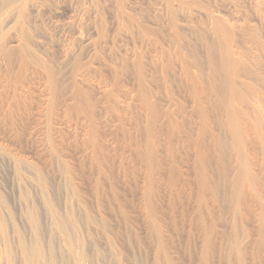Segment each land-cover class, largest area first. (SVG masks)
<instances>
[{"label": "rangeland", "instance_id": "obj_1", "mask_svg": "<svg viewBox=\"0 0 264 264\" xmlns=\"http://www.w3.org/2000/svg\"><path fill=\"white\" fill-rule=\"evenodd\" d=\"M0 2L1 28L9 31L10 45L14 46V19L3 23L11 7L6 0ZM34 2L38 14L27 10L25 16L31 26L30 36L35 39L33 49L36 56L52 65L57 84L52 93L45 94L47 80L38 72L31 110L34 122H27V128L18 115L15 122H4L0 103V194L7 204L3 210L5 231L18 248L17 257L20 259L21 254L19 239L27 247H35L34 227L29 218L25 219L32 210L25 197V192H30L41 219L44 249L53 237L63 248L54 236L58 231L50 224V213L55 221L60 214L72 211L78 217L77 233L83 237L79 239L81 250L87 252L93 232L103 264H204V229L211 231L210 263L264 264V107L254 97L264 77L262 1L252 0L251 5V0ZM64 51L69 52L66 57ZM231 51L235 52L233 57L243 59L241 67L250 72L248 78L236 77L233 88L237 91L229 97L233 93L232 82L228 81L232 79L223 75L222 63ZM136 63L142 66V87L149 105L139 100L135 90ZM16 66L13 63V68ZM6 70L0 62V72ZM15 72L11 68L10 73ZM187 78L202 83H198L200 88ZM250 86L255 89L250 91ZM258 93L264 97V87ZM229 98L237 115L241 114L240 121L246 116V123L263 122L261 131L256 128L259 133L246 131V138H251L244 142V149L240 146L245 155L251 153L253 157L251 182L245 181L239 169L238 157L244 154L237 149L229 127ZM92 122L100 137L99 149L86 142ZM245 127L249 128L250 123ZM199 175L205 176L208 185ZM16 183H20V191ZM250 191L255 192L254 197L257 193V202L248 195ZM238 192L243 193L241 200ZM37 196L45 198V204ZM87 220L93 224L89 230Z\"/></svg>", "mask_w": 264, "mask_h": 264}, {"label": "bare ground", "instance_id": "obj_2", "mask_svg": "<svg viewBox=\"0 0 264 264\" xmlns=\"http://www.w3.org/2000/svg\"><path fill=\"white\" fill-rule=\"evenodd\" d=\"M1 1V0H0ZM250 1V0H249ZM262 1V3L264 4V0H261ZM245 2V1H244ZM2 2H0V4H1ZM246 3V2H245ZM251 3H252V0H251V2H249V4L251 5ZM4 4V3H3ZM5 4H7V6H9V7H11V11H10V9L8 8V12L10 11V14L9 13H7V14H9V16L8 17H6L5 16V21H3V23L4 24H6L8 21H10V19H14V23H15V25L17 26V27H14L13 29L15 30V35L12 37L14 40H15V42H16V44L14 45V46H11L10 45V38H9V34L7 33V32H9V31H3L2 30V28H1V24H0V62H2L3 64H5L6 65V67H7V70H6V72L4 73V74H2L1 72H0V103L2 104V106L4 107V110H3V114H2V119L4 120V122H15V119L17 118V115L18 116H20V117H22L23 119H24V122H25V125H24V128H27L28 126H29V124L27 123V122H34V116L32 115V112H31V110H32V107H33V104H34V102H35V99H36V85H35V80H37L36 79V75L38 74V72H41L45 77H46V79L45 80H47V82H45L44 80V83H47V86H45V90H47V92L45 93V94H50V92L54 89V86H55V83H56V78L54 77V75H53V73H51L52 71H51V69L53 68H50L51 66H49L48 65V63H46V62H48V61H46L45 59H42V58H39L38 56H36V52H35V50L33 49V43H35V39H33V38H31V31H29V28H31V26H30V23H26V12H27V10H30V11H32V12H34V13H37L38 14V6L35 4V2H34V0H6V3ZM255 4V3H254ZM249 5V6H250ZM256 5V4H255ZM2 6V5H1ZM257 6V5H256ZM2 8V7H1ZM3 10V9H2ZM5 10H6V8H5ZM5 10H3V12L5 11ZM250 10V9H249ZM101 12H102V10H100ZM6 12H7V10H6ZM5 12V13H6ZM100 12V13H101ZM4 13V14H5ZM1 14H3V13H1ZM3 14V15H4ZM102 14V13H101ZM3 15H2V20H4L3 19ZM1 16V15H0ZM102 16H103V14H102ZM28 21V20H27ZM101 21H103V19H101ZM0 22H2L1 20H0ZM104 22V21H103ZM99 23V22H98ZM101 23V22H100ZM105 23V22H104ZM102 25H105V24H102ZM33 26V25H32ZM100 26V25H99ZM104 28H105V26H104ZM145 28V27H144ZM34 28H32V30H33ZM36 29V28H35ZM39 30H40V28H39ZM101 30H103L102 29V26H101ZM35 31V30H34ZM140 31V30H139ZM143 31V33H145L144 32V30H142ZM30 32V33H29ZM39 32V31H38ZM231 32V31H230ZM103 34H104V32H102ZM33 34V33H32ZM225 34H226V32H225ZM230 34V33H229ZM35 35V34H34ZM144 35V34H143ZM228 35V34H227ZM226 35V36H227ZM232 35V34H231ZM38 36V35H37ZM101 36V35H100ZM34 38H35V36H33ZM231 37V36H230ZM37 38V37H36ZM39 38V37H38ZM102 38V37H101ZM232 38V37H231ZM32 40L34 41L33 43H32ZM37 40V39H36ZM40 40H38V42H39ZM37 43V42H36ZM39 44H41V43H39ZM70 44V43H69ZM38 45V44H37ZM230 48V47H229ZM69 50V49H68ZM83 50V49H82ZM66 51V50H65ZM65 51H64V53H65ZM71 51V50H70ZM230 51V50H229ZM72 52V51H71ZM80 52V51H79ZM228 52V51H227ZM232 52V51H231ZM67 53H69V52H67ZM67 53H65V54H63V55H65V57L67 56ZM78 53V52H77ZM233 53L235 54V52H232V54L231 55H229V53H226V55L224 56V60H223V63H222V68H223V75L224 76H226L228 79L230 78V79H232L231 81H228V82H232L230 85H231V88H232V92L231 93H233V94H230L229 95V97L230 96H235V92L237 91H235L234 90V84L233 83H236V77L238 78V77H240V76H242V77H244L243 79H245V78H248V75H249V72H248V69L245 67V68H242L241 67V65H242V63H243V59H241V57H239V55L236 57L235 55V57H233ZM72 54H74V53H72ZM71 54V55H72ZM76 54V53H75ZM173 55V54H172ZM177 55V54H176ZM229 55V56H228ZM51 56V55H50ZM49 56V57H50ZM75 56H77V55H75ZM75 56H73V60H75ZM81 56V55H80ZM46 57H47V53H46ZM49 57L48 58H46V59H49ZM93 57H95V56H93ZM69 58V57H68ZM79 59H80V57H79ZM94 59V58H93ZM96 59V58H95ZM177 59V58H176ZM63 60V59H62ZM88 60H90V59H88ZM76 61V60H75ZM94 61V60H93ZM140 61V60H139ZM50 62V61H49ZM142 62V61H141ZM13 63H15L17 66H16V68H13ZM78 63V62H77ZM241 63V64H240ZM72 64V63H71ZM76 64V63H75ZM84 64V63H83ZM89 64V63H88ZM221 63H219V65H220ZM80 65H81V63H80ZM87 65V64H86ZM136 65H137V63H136ZM136 65H135V67H136ZM143 65H144V63H143ZM78 66V65H77ZM138 66V65H137ZM243 66V65H242ZM82 68H83V66H81ZM89 66L87 65V68H88ZM142 66L141 65H139L138 67H136L137 68V70H136V78L138 79L137 81V85H136V89L135 90H137V93H139V96L141 97V99H139V100H141L142 102H143V104L145 105V103L147 104V105H149L148 103H149V101H147L146 99H145V91H144V88L142 87V84L144 83V81H145V79H144V76H143V71H142V68H141ZM11 68L13 69V70H16V72H15V74L14 75H12L11 73H10V70H11ZM57 68V67H56ZM75 68V67H74ZM77 68V67H76ZM78 68H80L79 66H78ZM78 68H77V70H78ZM221 68V67H220ZM66 69V68H65ZM64 69V70H65ZM81 69V68H80ZM85 70H86V66H85V68H84ZM96 70L98 69V68H95ZM95 69H94V73H95ZM186 69V68H185ZM53 70V69H52ZM77 70L75 71V72H77ZM82 70V69H81ZM80 70V71H81ZM93 70V69H92ZM104 70V69H103ZM88 71V70H87ZM134 71H135V69H134ZM222 71V70H221ZM79 72V71H78ZM78 72H77V74H78ZM97 72V71H96ZM101 72V71H100ZM54 73H56V72H54ZM85 73V72H84ZM187 73V72H186ZM80 74V73H79ZM130 74V73H129ZM134 74V73H133ZM250 74H252V73H250ZM135 75V74H134ZM187 75V74H186ZM189 75V74H188ZM256 75H258V74H256ZM255 75V76H256ZM41 76V75H40ZM57 76V75H56ZM59 76V75H58ZM102 76H104L103 75V73H102ZM190 76V75H189ZM255 76H251V77H255ZM259 76H261V75H259ZM89 77V76H88ZM100 77V76H99ZM183 77V76H182ZM187 77V76H186ZM226 77H224V78H226ZM263 76H261V78H260V85L262 86V87H264V77L262 78ZM57 78H59V77H57ZM190 78H192V77H190ZM189 78V79H190ZM194 78V77H193ZM226 78V79H227ZM188 78H187V81H190L189 83L191 84V85H198V83H199V85L200 84H202V83H200V82H196V81H194V80H192V79H190L189 80ZM197 79V78H196ZM229 79V80H230ZM236 79V80H235ZM255 79V78H254ZM256 79L258 80V77L256 76ZM63 80V79H62ZM101 80V79H100ZM105 80V79H104ZM117 80V79H116ZM185 80H186V78H185ZM239 80H240V78H239ZM242 80V79H241ZM251 80V79H250ZM85 81V80H84ZM224 81V80H223ZM78 82V81H77ZM91 82V81H90ZM143 82V83H142ZM181 82V81H180ZM202 82V81H201ZM238 82H240L241 83V81H238ZM61 83V82H60ZM74 83V82H73ZM252 83V82H251ZM258 83H259V81H258ZM43 84V83H42ZM57 84V83H56ZM81 84H83V83H81ZM182 84V83H181ZM189 84V85H190ZM204 84V83H203ZM227 84V83H226ZM242 84V83H241ZM246 84H247V81H246ZM245 82H244V86H243V88L245 87V89L247 88L245 85ZM249 85H251L250 83H248ZM247 84V85H248ZM38 85V84H37ZM84 85V84H83ZM86 85V84H85ZM89 84H87V86H88ZM190 85V86H191ZM197 85L195 86V88L197 87ZM198 85V86H199ZM229 85V84H228ZM238 85V84H237ZM240 85V84H239ZM243 85V84H242ZM242 85H241V89H243L242 88ZM252 85H254V83L252 84ZM65 86V85H64ZM75 86V85H74ZM78 86V85H77ZM194 86H193V88H194ZM201 86V85H200ZM200 86H199V88H200ZM260 86V88H262ZM56 87V86H55ZM98 87V86H97ZM186 87V86H185ZM230 87V86H229ZM236 87V86H235ZM253 87H255V86H253ZM259 86H257V88H256V91H255V93H256V95L254 96V97H257L256 98V101H257V99H258V101L256 102V103H258V104H260L262 107H264V97L263 96H261V95H259V93L258 92H260V88H258ZM39 88V87H38ZM77 88V87H76ZM189 88H191V87H189ZM198 88V87H197ZM251 86H250V91H253L254 89H252L251 90ZM42 90H43V88H41ZM56 89V88H55ZM78 89V88H77ZM141 89V90H140ZM244 89V90H245ZM193 90H196L195 92H198L197 90L198 89H193ZM230 90V89H229ZM240 90V89H239ZM56 91V90H55ZM58 91V90H57ZM78 91V90H77ZM83 91V90H82ZM191 91V90H190ZM235 91V92H234ZM74 92H76V91H74L73 90V93ZM86 92V91H85ZM85 92H84V94H85ZM130 92V91H129ZM194 92V91H193ZM229 92V91H228ZM242 92V91H241ZM39 93H41V92H39ZM52 93V92H51ZM53 93H55V92H53ZM254 93V94H255ZM43 94V93H42ZM75 94H77V93H75ZM81 94V93H80ZM83 94V93H82ZM82 94H81V97H82ZM83 94V95H84ZM241 94V93H240ZM44 95V94H43ZM195 95V94H194ZM49 96V95H48ZM76 96V95H75ZM241 96V95H240ZM77 97V96H76ZM80 97V96H79ZM84 97V96H83ZM239 97V96H238ZM50 98V99H49ZM49 100H51V97L49 96ZM53 98V97H52ZM232 98V97H231ZM231 98H229L230 100L227 102L228 103V105H226L227 107H226V111H227V114H228V118H229V122H231V126H229V127H231V133H232V135H233V137L235 138L234 140H236V142H237V145H238V148L237 149H239L240 148V146L243 148V146H245V144L246 143H244V142H246L247 140H249L251 137H249V139H247L246 137L248 136V134L249 133H246V131H248V130H251V131H254V134L255 133H259V132H257V131H261V126H260V123L262 122H259L258 120V122H255L254 121V123L250 120V122H247L248 124L250 123V127L249 128H246L245 127V124H247L246 123V121L248 120V118H247V120L244 122V120L246 119V116H245V119L242 121H240L239 120V118H238V116H241V114L240 115H237V111L235 110V108H233V105L232 104H230V102H233V101H231ZM84 99V98H83ZM227 99V98H226ZM233 99V98H232ZM48 100V101H49ZM87 100V99H86ZM198 101H199V99H198ZM235 101L236 100H234V103H235ZM200 102V101H199ZM238 102V101H237ZM226 103V104H227ZM151 104V103H150ZM221 104V103H220ZM238 105H240V104H238ZM244 105V104H243ZM242 105V106H243ZM143 106V105H142ZM258 106V105H257ZM50 107H51V105H50ZM145 107V106H144ZM155 107V106H154ZM153 107V108H154ZM202 107V106H201ZM223 107V106H222ZM240 107V106H239ZM141 108V107H140ZM179 108H181V107H179ZM196 108V107H195ZM225 108V107H224ZM223 108V109H224ZM260 108V107H259ZM201 108H199V110H200ZM151 110V109H150ZM156 110V109H155ZM180 110V109H179ZM225 110V109H224ZM244 110V109H243ZM91 111H93L92 109H91ZM152 111H154V110H152ZM175 111V110H174ZM203 111V110H202ZM205 111V110H204ZM223 111V110H222ZM253 111V110H252ZM258 111V110H257ZM256 111V112H257ZM149 112V111H148ZM255 112V113H256ZM91 113V112H90ZM154 113H155V111H154ZM181 113V112H180ZM187 113V112H186ZM148 114V113H147ZM160 114V113H159ZM179 114V113H178ZM199 114H200V112H199ZM243 114V113H242ZM252 114V113H251ZM253 114H254V112H253ZM197 115V114H196ZM246 115V114H245ZM248 115V114H247ZM255 115V114H254ZM90 116V115H89ZM170 116H171V113H170ZM185 116V115H184ZM183 116V117H184ZM251 116V115H250ZM258 116V115H257ZM256 116V117H257ZM92 117V116H91ZM172 117H174V116H172ZM176 117V116H175ZM222 117V116H221ZM242 117H243V115H242ZM241 117V118H242ZM249 117V116H248ZM150 118H152V117H150ZM167 118V117H166ZM182 118V117H181ZM207 118V117H206ZM244 118V117H243ZM242 118V119H243ZM258 118V117H257ZM92 120V119H91ZM93 120H94V118H93ZM153 121V120H152ZM151 121V122H152ZM170 121V120H169ZM168 121V122H169ZM176 121V120H175ZM180 121V120H179ZM200 121V120H199ZM220 121V120H219ZM228 121V120H227ZM171 122V121H170ZM228 122V123H229ZM239 122L241 123H243V125L241 124H239ZM251 122H252V124H251ZM154 123V122H153ZM245 123V124H244ZM263 123V122H262ZM261 123V124H262ZM174 124V123H173ZM176 124V123H175ZM189 124V123H188ZM201 124V123H200ZM204 124H205V121H204ZM177 125V124H176ZM228 125H230V124H228ZM264 125V124H263ZM154 126V125H153ZM175 126V125H174ZM180 126V125H179ZM248 126V125H247ZM251 126H252V128H251ZM147 127V126H146ZM171 127V126H170ZM182 127V126H181ZM167 128V127H166ZM205 128H207V127H205ZM205 128H204V130H205ZM256 128L258 129L257 131H256ZM148 129V128H147ZM169 129V128H168ZM174 129V128H173ZM180 129V128H179ZM182 129V128H181ZM203 129V128H202ZM264 129V128H263ZM262 129V130H263ZM25 130V129H24ZM96 130H97V128H95V126H94V124H93V122L90 124V126H89V131H91V132H89V135H88V137H87V140H86V142H87V144H89L90 146H92L94 149H99V144H98V138H100V137H98L97 136V132H96ZM175 130H176V128H175ZM178 130V129H177ZM176 130V131H177ZM201 130V129H200ZM229 130V129H228ZM146 131V130H145ZM148 131V130H147ZM154 131V130H153ZM172 131V130H171ZM171 131H170V133H171ZM211 131V130H210ZM209 131V132H210ZM256 131V132H255ZM169 132V131H168ZM187 132V131H186ZM250 132V131H249ZM149 133V132H148ZM152 133V132H151ZM177 133H178V131H177ZM211 133V132H210ZM253 133V132H252ZM176 134V133H175ZM247 134V135H246ZM264 134V133H263ZM99 135V134H98ZM183 135V134H182ZM167 137V136H166ZM176 137H177V135H176ZM257 137V136H256ZM186 138V137H185ZM263 138V137H262ZM261 138V139H262ZM179 139V138H178ZM247 139V140H246ZM99 140H101V139H99ZM150 140V139H149ZM148 140V141H149ZM186 140V139H185ZM233 140V141H234ZM245 140V141H244ZM255 140V139H254ZM174 141V140H173ZM152 142V141H151ZM236 142H234V143H236ZM250 142V141H249ZM232 143V142H231ZM194 144V143H193ZM233 144V143H232ZM250 144V143H249ZM261 145H263V147H261V148H263L262 150V152H263V157H261L262 158V161L264 162V142L261 140ZM152 146V145H151ZM220 146H221V144H220ZM252 146V145H251ZM132 147V146H131ZM144 147V146H143ZM235 147V146H234ZM150 148V147H149ZM242 148H240V151L239 152H242L243 150H242ZM246 148V147H245ZM220 149V148H219ZM244 149V148H243ZM151 150H152V148H151ZM221 150V149H220ZM242 150V151H241ZM248 150V149H247ZM99 151H101V150H99ZM245 151V150H244ZM244 151L242 152L243 154H244ZM249 152V151H248ZM258 152V151H257ZM151 153H153V152H151ZM201 153V152H200ZM261 153V152H260ZM202 154V153H201ZM251 154V153H250ZM249 154V155H250ZM249 155H245L244 154V156L243 155H241L240 157H238L237 159L238 160H240L239 161V163H238V165H239V167H237V168H239L240 169V171L242 172V173H244V175H245V177H244V179H245V181L246 182H251L252 181V179H253V177H254V174H253V171L252 170H250V165L252 164V158H251V156H249ZM148 156V155H147ZM150 156H152V155H150ZM219 157V156H218ZM205 158V157H204ZM220 158V157H219ZM222 158V157H221ZM206 159H207V157H206ZM254 159H256V158H254ZM146 160H148V159H146ZM199 160H200V158H199ZM237 160V161H238ZM201 161V160H200ZM199 161V162H200ZM98 162V161H97ZM202 162L203 161H201V165H202ZM254 162V161H253ZM99 163V162H98ZM204 163V162H203ZM237 164V163H236ZM98 165V164H97ZM199 165H200V163H199ZM206 165V164H205ZM204 165V166H205ZM263 165H264V163H263ZM204 166H200L201 168L202 167H204ZM97 167V166H96ZM102 167V166H101ZM233 167V166H232ZM255 167V166H254ZM149 168V167H148ZM254 169V168H253ZM256 169V168H255ZM104 170V169H103ZM100 172V171H99ZM240 172V173H241ZM238 173V172H237ZM256 173V172H255ZM262 173V172H261ZM260 173V174H261ZM238 175V174H237ZM256 175V174H255ZM262 175V174H261ZM103 176V175H102ZM199 176H201V175H199ZM203 176V175H202ZM201 176V177H202ZM235 176H236V174H235ZM242 176V175H241ZM205 177V176H204ZM204 177H202V180L204 179ZM237 177V176H236ZM243 177V176H242ZM200 179V178H199ZM198 179V180H199ZM201 180V179H200ZM201 180V181H202ZM242 180H243V178H242ZM241 180V181H242ZM256 180H257V178H256ZM259 180V179H258ZM204 181V180H203ZM204 182H206L207 183V185H208V182L209 181H204ZM204 182H203V184H204ZM245 182V183H246ZM46 183V181H44L42 184H41V188H42V190H43V188L45 189V187L43 186L44 184ZM199 183H201V182H199ZM205 183V184H206ZM252 183H254V182H252ZM203 184H201L202 186H203ZM241 184V183H240ZM247 184H249V183H247ZM246 184V186H249V185H247ZM258 184V183H257ZM263 184V183H262ZM261 184V185H262ZM200 185V184H199ZM242 185V184H241ZM240 185V186H241ZM202 186H200L199 187V189L202 187ZM251 186V185H250ZM254 186H255V184H254ZM254 186L252 187V188H254ZM16 187H17V189H18V191H20V189H21V185H20V183H16ZM37 187V186H36ZM36 187H34V188H36ZM207 187V186H206ZM235 187V186H234ZM242 187V186H241ZM245 187V186H244ZM243 187V188H244ZM262 187H264V186H262ZM39 188V187H38ZM41 188H39V189H41ZM229 188V187H228ZM247 188V187H246ZM251 188V189H252ZM260 188V187H259ZM203 189V188H202ZM204 189H206V188H204ZM203 189V190H204ZM239 189V188H238ZM237 189V190H238ZM242 189V188H241ZM250 189V188H249ZM34 191H35V189H33ZM150 190H152V189H150ZM247 190V193H248V188L246 189ZM37 191H39V190H37ZM206 191V190H205ZM213 191V190H212ZM245 191V190H244ZM256 191V190H255ZM40 192H41V194H42V191L40 190ZM151 192V191H150ZM251 192L252 191H250V193L248 194V195H250L251 194ZM259 192V191H258ZM30 192H25V197H26V201L27 202H29L31 205H32V210H30V213H28L29 214V217H26V215H25V219L26 218H29L30 220H31V222H32V225H33V229H34V232H35V238H34V240H35V247H33V248H31V247H27L25 244H24V240H22V239H19L20 241H19V244H20V246H19V252L21 253H19L20 254V259L17 257V254H18V251H17V253H16V250L15 249H18V248H16V246H14V241L12 242V240H10L9 239V237L7 236V233H6V231H5V220H4V217H3V210H5L4 209V204L5 205H7L6 204V199H5V196L3 195V194H0V264H17L16 262H17V260H19V263L18 264H80V263H82V262H84V261H88V264H103V259H100L99 258V254H98V247H97V243H96V237H95V234L93 233V232H91L90 233V237H89V242H88V250H87V252L85 251V250H81V245H80V243H79V239H82L79 235H78V229H77V224H76V214H74L72 211H67V213H64V214H60V216L58 217V218H55V221H53V219H54V214H52V213H50V215H49V219H50V224H54V231H58V233L55 235L54 234V236H57L60 240V242L62 243L61 244V246L63 245V248H60L59 247V242H57L55 239H53V238H56V237H53V238H51L50 240L49 239H47V240H49L50 242L48 243V246H47V249H44V245L42 244L43 242L41 241V237H40V233H41V230H42V226H41V219H40V215H39V213L38 212H36V208L34 207V202H33V197H32V194L30 195L29 194ZM203 193H204V191H203ZM254 193L255 192H253V194H251V195H253V197H254ZM33 194H34V192H33ZM39 194V193H38ZM40 194V195H41ZM43 194H44V191H43ZM214 194H216V193H214ZM238 194H239V192H238ZM237 194V195H238ZM243 194V193H242ZM242 194L238 197L239 199H240V197H243L242 196ZM257 194V193H256ZM256 194H255V199H256ZM259 194V193H258ZM264 194V193H263ZM206 195V194H205ZM245 195V194H244ZM260 195V194H259ZM35 196H36V192H35ZM39 196V195H38ZM37 196V197H38ZM45 196V195H44ZM43 196V197H44ZM234 196V195H233ZM258 196V195H257ZM42 197V196H41ZM40 197V198H41ZM203 198H204V196H202ZM201 197V198H202ZM252 197V196H251ZM261 196H259V198H260ZM39 197H38V199H40ZM223 198V197H222ZM234 198H235V196H234ZM41 199H43V202L45 201V198H41ZM253 199V198H252ZM251 199V200H252ZM202 200V199H201ZM206 200V199H205ZM237 200V199H236ZM235 200V201H236ZM241 200V199H240ZM250 200V201H251ZM257 200L258 199H256L255 201L257 202ZM260 200V199H259ZM231 201V200H230ZM243 201V200H242ZM241 201V202H242ZM238 202H240V201H237V203ZM39 203V202H38ZM206 203V202H205ZM234 203V202H233ZM236 203V202H235ZM242 203H245V202H242ZM259 203V202H258ZM44 204H45V202H44ZM238 204H240V203H238ZM249 204H251V203H249ZM241 205V204H240ZM44 207H45V205H43ZM42 206V207H43ZM199 206V205H198ZM207 206V205H206ZM236 206V205H235ZM239 206V205H238ZM237 206V207H238ZM149 207V206H148ZM240 207V206H239ZM249 207V206H248ZM251 207V206H250ZM255 207V206H254ZM260 207H261V205H260ZM150 208V207H149ZM257 208V207H256ZM248 209V208H247ZM252 209H253V207H252ZM149 210V209H148ZM241 210V209H240ZM240 210H238V211H240ZM238 211H236V212H238ZM247 211V210H246ZM242 215V214H241ZM256 215V214H255ZM259 216H260V214H258ZM258 215H256V216H258ZM253 216H254V214H253ZM201 217V216H200ZM206 217V216H205ZM204 217V218H205ZM246 217V216H245ZM240 218V217H239ZM242 218V217H241ZM248 218V217H247ZM256 218V217H255ZM77 219H78V217H77ZM255 220V219H254ZM258 220V219H257ZM79 221V220H78ZM201 221H203V219L202 220H200V222ZM248 221V220H247ZM263 221V220H262ZM257 222V221H256ZM212 223V222H211ZM261 223V222H260ZM52 224V225H53ZM85 224H87L86 225V227L88 228V230L90 229V228H92V222L91 221H86L85 222ZM199 224H201V223H199ZM202 224H203V222H202ZM51 226V225H50ZM207 226V225H206ZM260 226V225H259ZM84 227V226H83ZM82 227V228H83ZM86 227H85V231L87 230L86 229ZM56 228V229H55ZM93 228H95V226L93 227ZM212 228V227H211ZM48 229V228H47ZM204 229V228H203ZM202 229V230H203ZM207 229H210V228H207ZM44 230V229H43ZM53 230V229H52ZM83 230H84V228H83ZM201 229H200V231H202ZM205 230V232H204V236H203V238H202V246L205 248V249H207V251H205V253L203 252V251H201V253L203 252L204 254H203V259L201 260L202 262H204V264H212V263H210V262H212V261H210V252H209V248L211 249L212 248V244H211V240H212V238H211V240H210V233H211V231L210 230H206V229H204ZM252 230V229H251ZM263 230V229H262ZM45 231V230H44ZM84 231V232H85ZM210 231V232H209ZM250 231V230H249ZM87 232V231H86ZM53 233V232H52ZM203 233V232H202ZM202 233H201V235H202ZM258 233V232H257ZM51 234V233H50ZM67 234L70 236V239H68L67 238ZM87 235V234H86ZM85 235V236H86ZM212 235V234H211ZM53 236V235H52ZM47 237H48V235H47ZM243 237V236H242ZM48 238H50V237H48ZM46 240V241H47ZM54 240L56 241L55 243H54ZM58 240V239H57ZM84 240V239H83ZM214 240V239H213ZM242 240V239H241ZM249 240V239H248ZM86 240H84V242H85ZM48 242V241H47ZM14 243V244H13ZM213 243V242H212ZM47 244V243H46ZM248 244V243H247ZM246 245V244H245ZM242 249V248H241ZM162 248H161V252H162ZM202 250V249H201ZM244 250V249H243ZM87 253H89V254H87ZM201 256V255H200ZM200 258H202V257H200ZM232 263V262H231Z\"/></svg>", "mask_w": 264, "mask_h": 264}]
</instances>
